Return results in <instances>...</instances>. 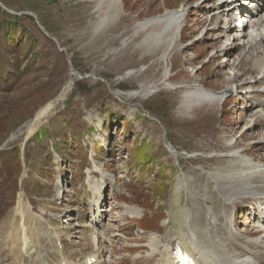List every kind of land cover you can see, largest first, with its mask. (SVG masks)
<instances>
[{
    "label": "rangeland",
    "instance_id": "rangeland-1",
    "mask_svg": "<svg viewBox=\"0 0 264 264\" xmlns=\"http://www.w3.org/2000/svg\"><path fill=\"white\" fill-rule=\"evenodd\" d=\"M95 1L0 0V239L6 234L12 250L23 255L16 263L24 257L25 264H41L35 245L39 253H53L50 229L60 226L67 216L63 232L69 258L81 264L93 253L86 227L89 217L81 215L84 196H88L83 171L92 163L87 159L89 144L83 142L87 137L95 141L100 155L94 156V163L104 164V170L113 174L106 175L105 207L111 211L105 222L109 237L100 250L105 252V264H162V255L150 254L151 234L165 241L167 232H176L183 207L192 209L193 203L200 202L198 197L191 203L189 196L192 192L200 195L204 174L227 165L226 159L218 157L227 153L226 141L235 140V149L264 163V143L254 147L261 141L264 121L251 128L255 119L244 108L249 101H263L264 82L247 87L248 98L242 93L213 105L201 102L187 114L179 107L184 85L192 80L215 91L231 87L232 83H226L229 67H221L223 58H211L226 40H217L222 35L219 31L206 33L208 25L219 27L215 19L209 21L216 9L209 4L197 8L200 0H121L122 14L116 24L93 36L90 25ZM179 6L188 10L185 27L179 46L164 62L158 60L160 52L143 57L134 50L140 37L133 36L132 28L138 22ZM113 36L117 39L110 42ZM249 65L242 64L240 71L247 76L237 79L234 87L250 76ZM128 71L134 74L126 77ZM164 76L172 87H163ZM257 76L255 72L251 81H257ZM68 82L64 100L24 141V126ZM150 87L155 88L152 94ZM141 89V96H126ZM104 138L109 153L98 148ZM22 146L27 161L26 178L21 182L25 198L20 217L13 218ZM250 186L252 192L260 184ZM116 191L120 194L110 199ZM124 201L141 210L140 214L135 210L134 216H142L144 209L147 221L129 218ZM251 202L255 203L251 197H243L220 213L235 216L239 235L259 238L264 234L257 220L263 215L251 211ZM49 213L55 216L53 220ZM34 222L39 223V230Z\"/></svg>",
    "mask_w": 264,
    "mask_h": 264
},
{
    "label": "bare ground",
    "instance_id": "bare-ground-1",
    "mask_svg": "<svg viewBox=\"0 0 264 264\" xmlns=\"http://www.w3.org/2000/svg\"><path fill=\"white\" fill-rule=\"evenodd\" d=\"M246 2H248V0H202L200 4H198L199 2L197 3V8L198 6H200L201 9L211 7L217 10L209 14V21L211 22L215 19L219 27H217V25L216 27H210V25H208L206 33L219 31L222 35H219L220 37H218L217 40L226 41L222 43L221 51L219 50L213 53L211 58H223L221 67L226 66L229 67L230 70L227 72L228 78L226 79V83L232 84L230 85L231 87H225L222 91L208 89L197 80H192L189 84L184 85L185 89L182 93L179 107L185 114L190 112L191 108L198 106L201 102H207L213 105L216 101H224L228 96L231 97L242 93H244L243 97L246 94L245 96L248 98L249 88L247 89V87L264 82V0H249L248 6L245 7L243 5L247 4ZM94 4L92 9L94 22L90 25L92 29L91 34H93V36L96 34L100 36L103 34L102 31L104 29L110 28L119 20L122 14V4L121 0H96ZM206 4H209V6L206 7ZM187 14L188 10L186 7L179 6L174 10L164 11L161 15L138 22L135 28H132L134 29L133 36L140 37V40L133 46L134 50L139 51L143 57L153 56L160 52L158 60L164 62L169 57L170 53L179 46L178 43L185 27ZM244 15L251 19V25L247 27L246 24V26H242L243 29H240L243 23L242 17ZM220 22H222V25H220ZM116 39V36H113L109 38V41L112 42ZM234 54H236V57L229 60ZM245 62H250L249 68L247 69L250 76L240 81L239 84H235L234 87V82L240 79L241 76L245 77L246 75V73L240 71L242 64ZM255 72H257L258 76L257 81L253 82L251 80L254 79L252 76ZM132 74H134L132 71H128L125 75L127 77ZM70 85L71 82H68L65 86V90L53 101L51 100L46 103L35 114L33 119L24 126L25 139L31 136L42 121H44L57 105L64 100L66 91L69 89ZM162 85L165 89L167 87H172L169 83V77L164 76ZM241 89H244L245 92L240 91ZM142 91V89L131 91L128 92L126 96L129 98L138 97L142 95ZM148 91L152 94L155 92V88L150 87ZM261 93L264 94V85L261 89ZM244 108L255 119V124L250 125L251 128L256 127L258 122L262 123V121H264V99L258 102L255 100L249 101ZM262 143H264V132L261 141L254 143V147ZM235 144V140L226 141L225 149L227 153L218 157L226 159L227 165L221 169L217 168L218 170L214 172L205 173V176H203L205 185L200 195H196L194 192L191 193L189 196L191 203H193V201L195 202L198 197L201 203H193L192 209H185V207H183L184 209L180 212L181 223H179L180 225L178 224L179 226H177L176 230L174 229L176 232L172 234L171 231H169L170 228H167L169 232L165 235V241L161 237L154 235L151 237L148 243L150 254L158 257L162 255V264L173 263L171 252L174 246H181L193 256L197 264H264V235L259 238L252 235L241 236L235 231V220L231 219V217L226 214L220 213L223 207L229 205L234 206L239 199L251 197L255 203L258 202L259 205L262 206H256V212L263 215L260 220H257V227L264 226V163L261 164L260 161L254 160L246 151L235 149ZM103 148L106 149L105 144ZM93 172H97L99 178L96 181L91 180L90 183L87 184V187L91 193L97 194L98 199L94 198L92 202L88 203L86 213L90 214L92 221L94 220L93 225L97 224L98 226L95 231L92 232L91 240L93 247L98 246V253H100V250L103 249L102 242L105 241V238L109 237V235H105L106 226L108 225L102 223L110 212L109 209H104L102 207L106 202L104 201L106 197H103L102 194V186L107 184L106 181L109 180V178H107L105 172L100 170L95 164L92 167V171H87V175L89 176ZM112 180L115 181V178L112 177ZM253 184H260V186H258L259 188L257 187V190L252 189L253 191L250 192L249 190L252 188L250 185ZM181 186L186 189V184H182ZM99 189L102 190L98 191ZM178 190L179 187L176 188L177 192ZM116 194L119 195L120 192H112L110 199L115 200L117 198ZM202 201L206 204L202 203ZM22 205L21 195H19L15 207L13 208V218L20 217ZM124 206L126 205L124 204ZM124 211H129L131 214L130 217L136 214L135 209L125 208ZM254 216H256V213ZM20 220H22V217ZM67 221H69V219L62 220V223H67ZM164 222H168V220H164ZM99 228L101 229L98 230ZM259 232H264V227L263 230ZM14 234L18 237L16 240H20V235H17V231H15ZM23 234H25V236H23V241H25L27 235L25 229ZM36 243L39 244L40 240L36 239ZM35 246V255L40 259L43 258V253L38 252L39 246ZM21 256L18 251H15V248L12 250L9 241H6V234L1 237L0 264H23L22 260H18V263H16L17 258ZM92 258L96 261L91 264H105L100 261V256L98 255L86 257L84 263L87 264ZM47 263L48 260L45 259L43 264ZM60 264H69V262L66 259H62Z\"/></svg>",
    "mask_w": 264,
    "mask_h": 264
}]
</instances>
